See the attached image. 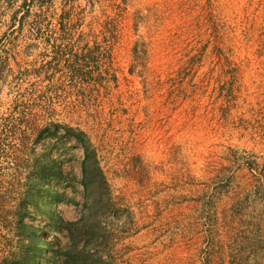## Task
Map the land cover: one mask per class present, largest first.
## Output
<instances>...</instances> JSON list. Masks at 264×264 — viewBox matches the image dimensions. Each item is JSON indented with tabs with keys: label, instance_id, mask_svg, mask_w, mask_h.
Returning <instances> with one entry per match:
<instances>
[{
	"label": "rangeland",
	"instance_id": "obj_1",
	"mask_svg": "<svg viewBox=\"0 0 264 264\" xmlns=\"http://www.w3.org/2000/svg\"><path fill=\"white\" fill-rule=\"evenodd\" d=\"M82 216L81 264H264V0H0V259Z\"/></svg>",
	"mask_w": 264,
	"mask_h": 264
},
{
	"label": "trees",
	"instance_id": "obj_2",
	"mask_svg": "<svg viewBox=\"0 0 264 264\" xmlns=\"http://www.w3.org/2000/svg\"><path fill=\"white\" fill-rule=\"evenodd\" d=\"M124 2L126 0H123ZM121 5H117L116 8H114L112 10V12L110 14H106L105 19H103L102 22L99 23V30L97 33H95V35L98 36H111V37H116L117 34L119 33V27H118V21L119 19L122 17L121 16V9H120ZM62 18L64 19V16H62ZM68 68L70 70H74L75 65L74 64H69ZM83 134V132H81ZM79 139V138H78ZM88 151L87 149L85 150V154H86V159L89 160H93V167L96 169V172L98 174L101 175V179L103 180V185L106 186L107 188H109V183L108 180L103 172V169L100 166V163L97 159H95V157L93 158L92 156L89 157V155H87ZM89 154V153H88ZM92 155V154H91ZM87 163V160H86ZM84 163V175L85 177H87L89 175V172L87 171V168L85 166ZM92 168V169H94ZM90 170V169H89ZM92 173L94 172V170H90ZM87 185V184H86ZM87 189V186H86ZM108 196L111 197V192L108 190ZM97 207V202L94 203V207L91 208L92 211H90V218L92 219H96L95 216V209ZM90 209V210H91ZM58 218L57 220L60 221V223L65 224L66 230L68 232H70V241L72 242L71 247H66V249H64V252L62 253L64 255V261L62 262V264H81L82 261L81 259H83L84 255H85V251L82 250H78V246L75 244V232L77 233L78 236L81 235V237H85V235L88 234H93L94 229H95V225L89 226L88 224V219L85 216H82V218H80L78 221L76 222H66L64 220H62V218L60 217H56ZM11 224L13 226V229L18 231V205L15 208V211H13V217H12V221ZM91 229V230H90ZM89 236V235H88ZM4 254L2 256V258L0 259V264H18V242L16 243L15 246H13L11 244L10 247L5 248L3 250ZM94 258L97 257V254L93 255ZM97 259V258H96ZM93 262V260H92ZM98 264H102V262H97ZM203 264H209L208 263V258L206 259V262H204Z\"/></svg>",
	"mask_w": 264,
	"mask_h": 264
}]
</instances>
